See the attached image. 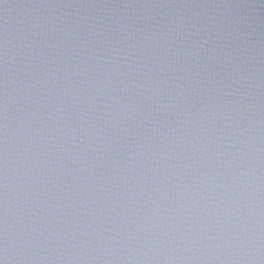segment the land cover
I'll list each match as a JSON object with an SVG mask.
<instances>
[{"label": "water", "instance_id": "water-1", "mask_svg": "<svg viewBox=\"0 0 264 264\" xmlns=\"http://www.w3.org/2000/svg\"><path fill=\"white\" fill-rule=\"evenodd\" d=\"M0 264H264V0H0Z\"/></svg>", "mask_w": 264, "mask_h": 264}]
</instances>
